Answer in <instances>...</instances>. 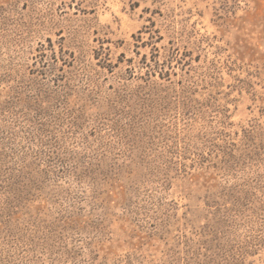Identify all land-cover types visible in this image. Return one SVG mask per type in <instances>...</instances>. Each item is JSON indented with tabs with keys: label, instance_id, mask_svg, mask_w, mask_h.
<instances>
[{
	"label": "rangeland",
	"instance_id": "obj_1",
	"mask_svg": "<svg viewBox=\"0 0 264 264\" xmlns=\"http://www.w3.org/2000/svg\"><path fill=\"white\" fill-rule=\"evenodd\" d=\"M0 264H264V0H0Z\"/></svg>",
	"mask_w": 264,
	"mask_h": 264
}]
</instances>
